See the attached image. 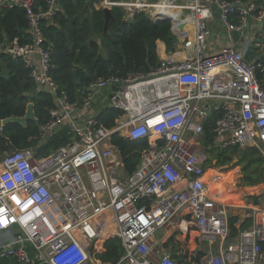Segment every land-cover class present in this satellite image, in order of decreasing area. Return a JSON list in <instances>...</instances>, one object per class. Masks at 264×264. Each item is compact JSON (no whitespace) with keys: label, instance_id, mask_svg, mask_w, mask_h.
Here are the masks:
<instances>
[{"label":"built area","instance_id":"obj_1","mask_svg":"<svg viewBox=\"0 0 264 264\" xmlns=\"http://www.w3.org/2000/svg\"><path fill=\"white\" fill-rule=\"evenodd\" d=\"M59 2L39 11L34 0H0V11L23 10L31 38L3 43L0 52L20 59L56 100L29 139L36 146L0 159V233H12L0 260L101 264L89 248L115 237L123 253L113 264H178L164 232L180 219L196 230L197 244L187 247L193 258L203 253L189 264H264V193L247 202L233 183L216 186L221 171L204 166L234 149L253 150L264 168V0H98L96 9L120 8L128 20L172 12L157 14L170 19L176 42L149 74L98 78L73 103L50 78L39 26L53 21ZM106 109L123 113L110 129L97 121ZM64 128L68 144L37 157ZM115 136L146 142L131 174ZM233 209L242 210L236 228L250 223L235 236Z\"/></svg>","mask_w":264,"mask_h":264},{"label":"trees","instance_id":"obj_2","mask_svg":"<svg viewBox=\"0 0 264 264\" xmlns=\"http://www.w3.org/2000/svg\"><path fill=\"white\" fill-rule=\"evenodd\" d=\"M35 10L45 11L47 0H34ZM98 0H60L59 10L53 21L43 19L40 30L45 38V48L50 51V78L61 91L67 94L73 103L79 101L82 89L88 87L98 78L117 76L125 78L127 74L147 75L159 64L162 51H172L176 42L170 31V22L163 19L150 21L146 14L136 13L128 20L120 8L112 9V19L104 33V16L101 10L95 9ZM229 1V0H228ZM85 6L88 11L83 12ZM27 20L24 12L18 9L0 11V46L3 43L17 40L20 45L30 42L27 31ZM100 43L107 55L104 61L97 54ZM30 69L18 58H11L0 52V120L10 117H23L28 104L33 105L34 116L38 126H44L50 119L49 111L55 107V98L49 93L37 91L29 77ZM122 112L106 109L98 114L97 121L110 129ZM39 128L33 121L23 127L9 123L0 130V159L10 150H23L36 146V141H29L37 136ZM70 136L64 128L59 134L51 137L41 148L35 150L37 157L46 156L68 144ZM119 151L126 174L135 171L139 153L145 148V141H130L115 136L111 141ZM243 186H255L262 182L264 168L254 151H242ZM256 155L258 158H256ZM247 159H250L249 161ZM223 173L222 182L231 180V174ZM229 183V182H228ZM233 197V196H228ZM238 217L229 218L231 236L237 231L247 229L249 221H244L236 228ZM196 230L184 223V228L176 231L165 246L172 247L178 242L183 249L185 260L199 262L203 253L193 258L187 247L197 244ZM264 250V244L262 245ZM123 253L120 241L115 238H102L89 248V255L94 260L113 264Z\"/></svg>","mask_w":264,"mask_h":264},{"label":"rangeland","instance_id":"obj_3","mask_svg":"<svg viewBox=\"0 0 264 264\" xmlns=\"http://www.w3.org/2000/svg\"><path fill=\"white\" fill-rule=\"evenodd\" d=\"M156 0H148V2H155ZM223 39V36L222 38ZM97 110V109H96ZM246 152L249 151V150H245ZM253 151V150H251ZM243 154L244 152H236L235 150L231 149L229 150L226 154H224L222 156V158H220L218 156V153H214L213 155V161H214V165H224V166H220L223 171L221 174V176H223V173H229V172H232L230 175H231V180H229L228 182L229 183H233L232 186L235 188L236 192L237 193H240L242 194V199H245V193L246 191H243V165H246L247 164V161H244L243 160ZM256 158L257 155H256ZM216 159H217V163H216ZM248 161L250 159H247ZM214 165H210L208 163V165H204L205 167H210L212 169H215V166ZM209 168V169H210ZM227 182V183H228ZM227 183H223V186H225ZM231 201H235L237 200L236 197H233L232 199H230ZM242 210L240 211H236L233 209V212H236L238 213L239 216H242V213H240ZM181 222V221H180ZM176 227V223L175 225H173V227ZM179 229H177V227L175 228V230H173L174 233H176V231H178ZM172 232V233H173ZM173 233V234H174ZM172 234V235H173ZM172 252L175 253V257H176V260L178 262V264H189L191 262V260H185L183 258V249H181V247L178 245V242H175V243H172ZM176 253L178 256H176ZM5 261V260H3ZM100 261V260H99ZM101 264H108V263H104L102 261H100Z\"/></svg>","mask_w":264,"mask_h":264},{"label":"water","instance_id":"obj_4","mask_svg":"<svg viewBox=\"0 0 264 264\" xmlns=\"http://www.w3.org/2000/svg\"><path fill=\"white\" fill-rule=\"evenodd\" d=\"M83 12H87L88 15L90 14V12L88 11V6H85L84 7ZM101 12H102V14L104 16V33H106L107 32L108 22L112 19V9L103 8V9H101ZM154 18L156 20L157 19H163V20H167V21L170 20L169 18L162 17L159 14H156L154 16ZM97 54L104 61H107L108 60L107 55H106V52H105L103 46L100 43H98ZM28 121H33L34 123H36V125H37L38 128L40 127L37 124V120H36V118L34 116V112H33V105L31 103L26 106V111H25V114H24L23 117H10L8 119L0 120V128H2L3 126H5V125H7L9 123H16L18 125H21V126L25 127L26 126V123ZM11 151L12 150H10L9 152H11ZM238 216H239L238 214L232 213V217H238Z\"/></svg>","mask_w":264,"mask_h":264},{"label":"crops","instance_id":"obj_5","mask_svg":"<svg viewBox=\"0 0 264 264\" xmlns=\"http://www.w3.org/2000/svg\"><path fill=\"white\" fill-rule=\"evenodd\" d=\"M94 8L96 9V6H95V4H94ZM37 91H42V92H45L44 91V89L42 88V89H39V88H37L36 89ZM46 93V92H45ZM100 106L99 107H97V110L98 111H100ZM234 150V149H233ZM215 166V169H219L220 171H221V173H222V171H223V169L220 167V166H224V165H214ZM219 179V180H218ZM217 179V181H221L222 182V177L221 176H219V178ZM264 187V185H261V184H258V185H255V186H243V191H246V193H245V200L247 201V202H250V203H255L256 202V200L257 199H259L260 198V196L259 195H261L262 193H264L263 191H262V188ZM259 196V197H258ZM258 197V198H257ZM178 219V218H177ZM181 220L180 219H178V220H176V227H177V229L178 228H180V229H183L184 228V223L183 222H180ZM240 221V220H239ZM175 223H174V225H175ZM175 226L173 227H170L169 229H168V231L165 233L164 232V234L167 236V237H171L172 236V234L174 233L173 232V230H175V228H176ZM173 232V233H172ZM12 238V233L11 232H4V233H0V244H3V243H6V242H8L10 239ZM169 246V245H168ZM167 246V247H168ZM164 247H166L165 245H164ZM190 248V247H189ZM177 254V253H176ZM173 255L175 256V253H173ZM176 256H178V255H176ZM0 264H16L15 262H12V261H3V260H0ZM108 264H110V263H108Z\"/></svg>","mask_w":264,"mask_h":264},{"label":"bare ground","instance_id":"obj_6","mask_svg":"<svg viewBox=\"0 0 264 264\" xmlns=\"http://www.w3.org/2000/svg\"><path fill=\"white\" fill-rule=\"evenodd\" d=\"M156 7V6H155ZM159 12H164V13H166V14H173L172 12H169V11H167V10H165V11H161L159 8H156L155 10H154V13L155 14H157V13H159ZM218 178H219V176H217ZM219 180V179H218ZM216 182L217 183H215V185L216 186H219L220 184H223V182H221V181H217V179H216Z\"/></svg>","mask_w":264,"mask_h":264}]
</instances>
